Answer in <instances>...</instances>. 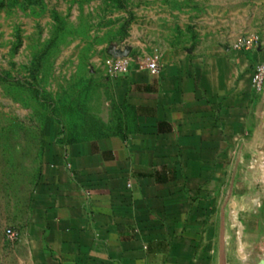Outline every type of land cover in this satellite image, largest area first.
Here are the masks:
<instances>
[{"label":"crops","instance_id":"obj_1","mask_svg":"<svg viewBox=\"0 0 264 264\" xmlns=\"http://www.w3.org/2000/svg\"><path fill=\"white\" fill-rule=\"evenodd\" d=\"M259 63L264 38L255 52L163 59L158 75L132 65L114 76L109 130L54 149L17 264H230L222 225L231 189L241 166L264 157Z\"/></svg>","mask_w":264,"mask_h":264},{"label":"rangeland","instance_id":"obj_2","mask_svg":"<svg viewBox=\"0 0 264 264\" xmlns=\"http://www.w3.org/2000/svg\"><path fill=\"white\" fill-rule=\"evenodd\" d=\"M246 33L264 38V0H0V264L31 247L54 149L109 130L114 61H194ZM245 168L222 241L230 264H264V157Z\"/></svg>","mask_w":264,"mask_h":264},{"label":"built area","instance_id":"obj_3","mask_svg":"<svg viewBox=\"0 0 264 264\" xmlns=\"http://www.w3.org/2000/svg\"><path fill=\"white\" fill-rule=\"evenodd\" d=\"M262 38L257 33H246L237 36L229 45V49L243 51V52H255L261 47ZM132 64L128 59H120L114 61L110 66V72L114 75H120L127 73ZM138 68H144L149 70L152 74L158 75L161 71V58L158 56L151 57L139 63ZM252 86L257 91H262L264 88V63L256 64L252 74ZM8 234L14 238L17 236V232L9 229Z\"/></svg>","mask_w":264,"mask_h":264}]
</instances>
